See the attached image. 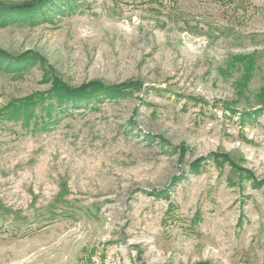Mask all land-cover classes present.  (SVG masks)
I'll return each mask as SVG.
<instances>
[{
    "label": "rangeland",
    "instance_id": "obj_1",
    "mask_svg": "<svg viewBox=\"0 0 264 264\" xmlns=\"http://www.w3.org/2000/svg\"><path fill=\"white\" fill-rule=\"evenodd\" d=\"M202 263L264 264V0L0 10V264Z\"/></svg>",
    "mask_w": 264,
    "mask_h": 264
},
{
    "label": "trees",
    "instance_id": "obj_2",
    "mask_svg": "<svg viewBox=\"0 0 264 264\" xmlns=\"http://www.w3.org/2000/svg\"><path fill=\"white\" fill-rule=\"evenodd\" d=\"M46 1L48 0H42L40 3H37L38 1H34V5L31 7H24L23 5L21 7L18 6H13V7H6V3H3L0 1V10L3 11H10L12 13L15 12H29V13H33L36 11V9H38L42 4H44ZM253 56L250 57V65H254L255 61L252 60ZM254 66H250L248 72H252ZM250 74V73H249ZM126 86H121V87H113V88H107L104 87L98 83H90L87 84L85 86H83L82 88L79 89H72L70 87H65L62 83L60 82H56L54 85V88L52 89V91L50 92V98L54 99L56 102L55 103H48L47 105L44 103V97L40 98V99H36L34 97H30L28 98L26 101L19 103L20 105H18L16 108L17 110L19 108H24V110H26L28 113L29 110L36 106L39 102L41 105V108H44V112L47 114L52 113L53 112V108L56 105H60L62 106L63 104L67 103V102H72L71 104L76 106V105H82V101L83 100H87L90 99L92 97V94H96V93H103V92H119V93H123L126 92L125 90ZM26 113V112H25ZM27 114V113H26ZM29 115V117H30ZM30 121V118L27 119V122ZM202 264H207V263H202Z\"/></svg>",
    "mask_w": 264,
    "mask_h": 264
}]
</instances>
